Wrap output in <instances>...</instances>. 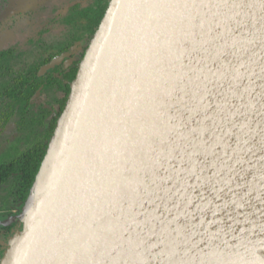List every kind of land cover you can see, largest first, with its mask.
<instances>
[{
	"label": "water",
	"instance_id": "water-1",
	"mask_svg": "<svg viewBox=\"0 0 264 264\" xmlns=\"http://www.w3.org/2000/svg\"><path fill=\"white\" fill-rule=\"evenodd\" d=\"M19 219L0 264H264V0H110Z\"/></svg>",
	"mask_w": 264,
	"mask_h": 264
},
{
	"label": "flooded vegetation",
	"instance_id": "flooded-vegetation-1",
	"mask_svg": "<svg viewBox=\"0 0 264 264\" xmlns=\"http://www.w3.org/2000/svg\"><path fill=\"white\" fill-rule=\"evenodd\" d=\"M1 1H6L4 3L10 9L13 3H15L14 7H16L19 1L24 2L25 0ZM102 2L104 1L49 0L47 2L48 6L46 5L44 11L45 20L41 18V12H38L39 8L32 13V15L35 14L38 22L35 19L29 24L23 22L26 21L23 18L13 16L11 13H6L5 19L0 17V26L2 25L4 30L12 32V38L13 36L17 39L20 38L17 44H13L15 42L6 44L5 36L0 45V180H4L0 182V260L7 251L10 238L22 227L19 215L24 203L18 194L20 184L14 182L13 175L15 172H12L14 168L12 164L16 163V161L18 162L26 152L42 146L44 142H48L49 134L52 133L50 130L51 124L53 123L55 126L56 118L63 111L69 95H66L64 88H60L56 83L44 88L43 82L51 76L61 80L63 84L68 83L64 79L65 75L74 67L77 60V64L79 63L81 59L79 56L82 53L83 55L85 54L93 34H91V21L97 17L107 0L104 3ZM20 16L23 15L20 14ZM80 16H84L82 17L84 21ZM76 22L86 27V33L82 34V38L74 40L71 35L69 41L63 37L62 39H66V41L62 44L58 42L51 45L47 44L49 38L54 34L62 35L68 32L69 35L70 31H72L71 26ZM53 45H56V47H53ZM37 46L44 47V49L37 53V57L32 63L28 64L29 61L25 59L28 53L35 50ZM50 46L53 49H50ZM47 59L48 61L43 63ZM54 59H59L58 63L40 74V69ZM32 67H38L36 71L37 77L45 80L29 96L27 104L20 102L8 103L7 101L10 98H8V90H10L17 79L21 78ZM53 69L56 70L53 72ZM68 89L70 91V85H68ZM48 96L50 101L45 99ZM42 100L46 103H43ZM62 100L64 104L61 109L59 102ZM17 116L20 118L18 122L16 120ZM26 127H31V131H33L31 134L34 136L40 135V139L34 143L31 142V147L19 156L6 160L7 149L21 146L22 140L20 138ZM43 128L45 129L43 130ZM41 133H45L44 137ZM6 172L9 174L7 180ZM18 173L21 174L22 172Z\"/></svg>",
	"mask_w": 264,
	"mask_h": 264
},
{
	"label": "trees",
	"instance_id": "trees-1",
	"mask_svg": "<svg viewBox=\"0 0 264 264\" xmlns=\"http://www.w3.org/2000/svg\"><path fill=\"white\" fill-rule=\"evenodd\" d=\"M109 1L110 0H107L106 4L102 7V10H100V12L98 13L97 17L95 19H92V21H91V26H92L91 34L92 33L94 34V32L96 31L104 13H105V10L108 6ZM93 34L91 35V38H92ZM91 38H90V40H91ZM83 57H84V55L82 53L81 56H79V58H81L79 63L77 64V62H78V60H77L74 67H72L69 70V72L65 75L64 79L68 82L67 84H63L61 80H59L57 78H53L51 76L46 80L40 79L36 75V71H37L38 67L30 68L29 70H27L28 72L26 74H23V75L20 74V75H22L21 78L17 79L14 82V84L10 88V90L7 89L8 90V98L10 97L7 102L10 104L13 102H20L23 104H27L29 96L36 90V88L44 80H45L43 82L45 85L44 88L49 87V86L56 83L60 88L61 87L64 88L66 95L70 94V91L68 89V85H71L72 82L75 80L77 73H78V68H79L80 62L82 61ZM47 61H48V59L45 60L43 63H45ZM55 70L56 69H53L52 71L54 72ZM59 103H60V106L62 109L64 101L62 100ZM9 107H10V105H9ZM12 107H13V105H12ZM54 127L55 126L52 123L51 129H50L52 131V133L54 131ZM52 133L49 134L50 135L49 139L51 138ZM48 142H49V140H48ZM48 142H44L42 144V146L35 147V148L31 149L30 151L26 152L24 155H22L21 159H19L18 162L16 161V163L12 164V166H14V168L12 169V172H15V174L13 175L14 182L20 184V187L18 188V190H19L18 194H19L20 199L23 201V203H25V201L28 197L29 191H30V189H31V187L35 181V177H36V175L40 169L41 163L44 159V156H45L47 148H48ZM18 172H22V173L20 174ZM8 175L9 174L6 172V180H7ZM2 181H4V180L3 179L0 180V182H2ZM19 221H20V219H19ZM20 224L22 225V227L18 231H21L23 228V223L21 221H20ZM18 231H16L15 234ZM11 238H10V240H11Z\"/></svg>",
	"mask_w": 264,
	"mask_h": 264
},
{
	"label": "rangeland",
	"instance_id": "rangeland-1",
	"mask_svg": "<svg viewBox=\"0 0 264 264\" xmlns=\"http://www.w3.org/2000/svg\"><path fill=\"white\" fill-rule=\"evenodd\" d=\"M49 0H25L24 2H20L19 1V4H17L16 7L15 6V3L12 4L11 8H7V5L2 2L0 0V17L1 18H6V13H11L13 16L15 15L16 17H21L23 18L24 20L26 21H23V22H26V24H29V23H32V21H34L36 19V21L38 22V19L35 18V14L32 15V13L36 10V9H39L38 12H41V15H42V19L45 18L44 16V11L46 9V5L48 6L47 2ZM105 2V0H102ZM102 2V3H104ZM66 7V5H65ZM9 11V12H8ZM37 12V13H38ZM23 15V16H20ZM81 18L84 17V16H80ZM30 18H31V22H30ZM45 20V19H44ZM43 20V22H44ZM82 20L84 21V18H82ZM14 21V20H13ZM15 22V21H14ZM4 24H6V22H4ZM5 28H6V25H5ZM71 29L72 31H70V34L68 35V32L67 33H63L62 35H52L50 38H49V41H48V45H51V44H54L56 42L62 44L64 41H69L70 40V36L72 35V39H79V38H82V34L83 33H86V27L83 26V24H79L78 22H76L75 24H73L71 26ZM7 32V33H6ZM6 36V44L8 43H12V42H15L13 44H17L18 43V40L20 38H15V36H13L12 38V32H9L7 30H4L3 29V26L1 25L0 26V45L2 44L3 40H4V37ZM65 37L66 39L63 40L62 38ZM10 38H11V41H10ZM20 46V45H18ZM53 47H56V45H53ZM52 46H50L49 48L50 49H53ZM42 48V49H41ZM44 49V47H39L37 46V48H35V50H33L31 53H28L27 55V58L25 60L29 61L28 64L32 63L34 59H36L37 57V53L42 51ZM46 100H49L50 101V97L48 96L47 98H45ZM43 102V100H42ZM52 102V100H51ZM43 103H46V102H43ZM62 113V112H61ZM60 113V115H61ZM59 116H57L56 118V123H55V126L57 124V121L59 119ZM16 120L17 122L20 120L19 116L16 117ZM45 128H43L44 130ZM33 131H31V127H26L25 131H23V134L21 136V146L18 148V147H10L9 149H7L6 151V160H9L11 159L12 157H16V156H19L21 153H23L25 150H27L28 148L31 147L32 143H34L36 140H39L40 139V135H37V136H34L32 135ZM44 137L45 133H41ZM32 142V143H31ZM15 145H18V144H15ZM43 174V172L41 173V175ZM41 177V176H40Z\"/></svg>",
	"mask_w": 264,
	"mask_h": 264
}]
</instances>
